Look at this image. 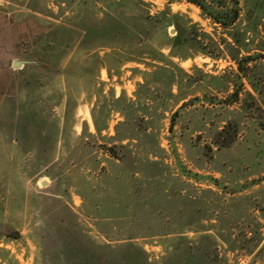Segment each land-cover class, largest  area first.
Masks as SVG:
<instances>
[{"label": "rangeland", "instance_id": "obj_1", "mask_svg": "<svg viewBox=\"0 0 264 264\" xmlns=\"http://www.w3.org/2000/svg\"><path fill=\"white\" fill-rule=\"evenodd\" d=\"M205 1L0 0V264H264V0Z\"/></svg>", "mask_w": 264, "mask_h": 264}, {"label": "trees", "instance_id": "obj_2", "mask_svg": "<svg viewBox=\"0 0 264 264\" xmlns=\"http://www.w3.org/2000/svg\"><path fill=\"white\" fill-rule=\"evenodd\" d=\"M189 2L197 5L198 7H200L203 12H205L214 22L221 24L222 26H225L227 24H229L231 21H233L234 17L237 15V11L235 10L232 13H228V12H222L219 11L213 7H211L205 0H188ZM250 57H244L242 59H240L239 61H237V67L239 71H243V66L241 65V60H248ZM229 141V140H227ZM231 141V139H230ZM229 141V143H230ZM228 144H225V146Z\"/></svg>", "mask_w": 264, "mask_h": 264}, {"label": "crops", "instance_id": "obj_3", "mask_svg": "<svg viewBox=\"0 0 264 264\" xmlns=\"http://www.w3.org/2000/svg\"><path fill=\"white\" fill-rule=\"evenodd\" d=\"M29 63H34V62H32V61H25V62L22 63V62L20 61V65H21V66L28 65ZM223 216H224L225 218H228V217L230 216V214L225 213V214H223ZM259 220H262V218L259 217ZM227 229H228V228H223V232L227 231ZM229 230H230V229H229Z\"/></svg>", "mask_w": 264, "mask_h": 264}, {"label": "water", "instance_id": "obj_4", "mask_svg": "<svg viewBox=\"0 0 264 264\" xmlns=\"http://www.w3.org/2000/svg\"><path fill=\"white\" fill-rule=\"evenodd\" d=\"M20 64V61H13V65H19Z\"/></svg>", "mask_w": 264, "mask_h": 264}]
</instances>
